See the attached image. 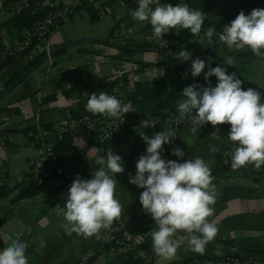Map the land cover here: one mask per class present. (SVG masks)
I'll return each mask as SVG.
<instances>
[{
  "label": "crops",
  "instance_id": "0c3cea01",
  "mask_svg": "<svg viewBox=\"0 0 264 264\" xmlns=\"http://www.w3.org/2000/svg\"><path fill=\"white\" fill-rule=\"evenodd\" d=\"M11 1L0 0V47L14 43L20 35V28L9 11ZM103 2L111 4L112 11L99 17L96 7ZM161 3L173 6L188 4L213 16V19L232 12L223 28L241 10L247 15L255 8H264V0L252 8H238L242 0H161ZM137 8V0H94V4L78 8L51 30L50 57L41 59L43 53L32 47L21 58L12 59L0 68V174L7 180L0 195V235L6 237L8 243L13 240L25 243L29 264H79L81 253L86 250L91 252L86 264H122L124 257L104 247L103 239H85L69 230L63 215H58L56 211L58 204L64 206L67 196L54 186L56 182L39 189L29 184V160L36 156V152L27 143L26 132L37 122L48 125L86 112L85 107L92 93L99 95L105 92L127 103V94L135 81L159 77L168 84V90L159 99L164 104L163 109L178 107L186 86L193 83L208 86L203 73L196 78L191 76V61L185 62L176 57L182 49L190 51L193 59L199 57L206 63L210 59L213 67L226 66L229 74L235 72L243 81L245 90L252 87L264 93V58L255 54L238 55L250 48L229 50L218 41L204 56L202 50L209 44L201 38L179 42L169 48L150 45L151 42L157 44L159 37L153 35L149 22L133 20L131 12ZM230 58L234 63L227 66ZM35 63L38 64L34 67ZM27 64L26 70L19 74L20 79L14 82L17 76L6 83L7 78ZM186 72L187 78L182 79ZM216 83L217 78L211 77L212 86ZM131 103L136 111L130 113L142 114L147 110L145 101ZM192 127L161 126L154 130L152 136L163 130L177 135L172 144L164 145L162 157L178 162L199 157L210 169L224 163L222 152L226 144L217 129L208 124L193 133ZM213 132H216L215 136ZM136 135L122 130L114 138L100 141L95 136L74 132L66 136L69 148L64 151L70 155L68 171L75 178L77 174L81 178H92L96 167L94 160L106 156L108 149L122 157L125 172L117 174L116 178L117 198L124 206L121 217L125 220L138 215L141 209L139 196L143 189L129 183V173L135 175L136 162L146 153V149L132 148ZM176 146L185 151L183 160L171 154V149ZM210 146L217 150L213 152ZM88 152L93 160L88 158ZM238 171L230 169L227 172L229 175L214 181L218 195L214 216L209 219L216 221L219 232L203 255L192 252L186 234L177 232L174 238L180 243L178 254L171 261L162 259L153 251L150 233L157 227L149 228L150 214L135 219V230L148 231L144 241L149 243V251L145 253L141 246L136 248V255L144 256L143 264H170L184 258L187 259L180 264H188L193 257L228 253L263 256L264 168L259 169L261 177L236 175ZM31 188L34 190L32 193L17 197L18 192ZM6 246L0 240V249Z\"/></svg>",
  "mask_w": 264,
  "mask_h": 264
},
{
  "label": "clouds",
  "instance_id": "9594fccd",
  "mask_svg": "<svg viewBox=\"0 0 264 264\" xmlns=\"http://www.w3.org/2000/svg\"><path fill=\"white\" fill-rule=\"evenodd\" d=\"M137 3L138 8L131 12L133 20L149 22L155 37H163L172 29L177 32L189 30L199 36L205 21L213 19L188 4L173 6L161 3V0H137ZM214 35H218L219 42L229 50L248 47L257 57L264 58V8H255L247 15L241 10L222 32L216 33L215 27L209 26L201 39L211 45ZM176 57L191 61V76L196 78L203 73L208 83V86L193 83L183 89V98L177 107L178 119L187 118L193 125V133L209 123L217 131L221 125H230L227 138L237 145L231 168L238 170L253 165L255 169H261L264 166V93L252 87L245 90L235 72L229 74L226 66L213 67L210 59L207 63L199 57L193 59L192 53L184 49ZM233 63L230 58L227 66ZM187 76L186 72L182 79ZM213 76L217 78L215 86L211 84ZM85 111L106 119L124 120L125 114L136 109L131 102L124 103L114 95L100 92L90 95ZM140 136L146 143V153L136 162L135 175L129 173V183L143 189L140 204L157 226L150 233L153 251L164 260H173L180 249V243L174 237L177 232H182L186 234L190 250L203 255L219 232L216 221L209 219L214 216L218 195L210 167L199 157L184 162L163 158L164 145L172 144L177 136L175 132L163 130L151 137ZM210 147L213 152L217 150ZM106 153L94 160L96 167L92 178H81L77 174L64 206H56L57 214L63 215L69 230L85 239H103V232L110 229L124 211L117 198L116 178L117 174L125 172L124 162L112 149ZM171 154L183 160L185 151L176 146L171 149ZM87 155L93 160L89 152ZM0 240L7 244L0 249V264H29L25 243L17 240L8 243L3 235Z\"/></svg>",
  "mask_w": 264,
  "mask_h": 264
},
{
  "label": "built area",
  "instance_id": "2783aa9c",
  "mask_svg": "<svg viewBox=\"0 0 264 264\" xmlns=\"http://www.w3.org/2000/svg\"><path fill=\"white\" fill-rule=\"evenodd\" d=\"M121 1L117 0V2ZM91 4H94V0H12L9 4L11 16L21 15L28 9L42 8L45 12L40 18L22 26L19 38L14 43L0 47V61L7 56H11L12 59H19L32 47L38 48L43 53V56L47 55V58L50 57L49 34L51 30L60 21L76 12L78 8ZM111 11V4L106 2L97 4L96 12L99 17L109 14ZM203 35L204 31L199 36L193 35L189 40L200 39ZM178 43L179 40L175 36H163L157 40V45L162 48H169ZM193 115H195L194 112ZM178 116L177 108H169L162 118L152 115L136 119L135 116L127 113L124 120H116L112 118L106 119L102 115L81 112L48 125L37 122L26 132L27 143L36 152V156L29 160L27 180L36 189L45 184L56 182L57 184L55 183L54 186L67 194L71 183L75 179L68 171L70 155L64 152L62 160L59 161L57 159V150L53 144L54 139H61L68 134L80 132L85 135L95 136L100 141H107L121 132V127L133 134H138L144 127L154 128L157 124L165 128L193 126L187 118L181 121ZM35 117L37 118L38 114ZM209 125L211 124L209 123ZM217 132L226 144L222 155L231 164L232 154L237 145L227 138L230 132V125L219 126ZM6 181V177L0 174V186L5 184ZM150 227H157L151 215L149 217ZM147 232V230H131L127 221L121 217L113 223L110 229L103 232V240L106 248L118 256L136 255V248L146 239ZM90 255L91 252L88 250L82 252L79 264H86ZM188 264H264V255L239 256L228 253L219 256L194 258Z\"/></svg>",
  "mask_w": 264,
  "mask_h": 264
},
{
  "label": "trees",
  "instance_id": "16d2710c",
  "mask_svg": "<svg viewBox=\"0 0 264 264\" xmlns=\"http://www.w3.org/2000/svg\"><path fill=\"white\" fill-rule=\"evenodd\" d=\"M260 2H261V0H242V3L239 5L238 8H243V7L252 8L253 6H255L256 4H258ZM44 12H45V10L42 8H40V9H28V10H25L21 15L12 16V20H14V22L21 29L22 26L29 24V23L33 22L34 20L40 18ZM231 13L232 12H228L226 14L219 16L216 19H212L211 21L206 20L205 24H204V28L202 31H205L209 26H214L216 33L222 32L224 29L223 24ZM164 36H166V37L175 36L178 38L179 42H184V41H188L189 38H191L193 36V34H191V32L189 30H180L179 32H177L175 29H172L169 33L165 34ZM213 41H214L213 44L209 45L207 48L202 50V54L204 56H205V54H207V52H209V50L213 49V47L218 43V41H219L218 35L213 36ZM149 44L150 45H157L155 42H151ZM246 54L252 55L254 53L251 51V49H247V50H244V51L238 53V55H246ZM10 60H12L11 56H7L3 60H1L0 61V68L3 67ZM28 66H29V64H27V65L19 68L18 70H16V72L13 74V76H10L9 78L6 79V83L7 84L10 83L17 76L19 77V74L22 73L24 70H26V68ZM167 90H168L167 82L163 78H160V77L154 78L152 80H147V81H140V80L135 81L133 84V87L131 88V90L127 94V101L128 102L145 101L147 103V110L142 114H137V113H134V114L128 113V114L135 116L136 119L147 117V116H152V115L159 116L162 118L163 116H165V114L169 108L170 109L171 108H177V106H168L167 109L166 108L163 109L164 104L162 101H159V99L162 96V94L165 93ZM0 91H1V89H0ZM159 127H161L160 124H157V126L154 128L146 126L139 133L144 134V135H148L149 137H151L153 131ZM122 130H125V128L121 127V131ZM139 133L134 137L131 145H132V148L135 150H144V149H146V143L143 141V139L141 138ZM66 136H64L61 139H54L53 140L54 147L57 150V159L59 161L62 160V156H63L64 151L69 148V140ZM261 168H264V166H262ZM230 169L232 170L231 164L226 160L220 166L211 169L212 175L215 177L214 181H217L220 177L229 175L227 172ZM236 175H252L254 177H261L262 173L259 170L255 169L253 165H248L247 167L240 168L239 171L236 172ZM29 184H32V183L29 182ZM3 186H4V184L0 186V195L3 194L2 190H1L3 188ZM33 191L34 190L32 188L28 189V190H22V191L17 193V197H22L24 195H28V194L32 193ZM146 214L147 213L144 212L143 207L141 205V209H140V212L138 213V215H136L135 217H133L129 220H126L128 227L131 230H135L134 220L139 218V217H142ZM1 221H2V219L0 218V223H1ZM230 241L231 240H227V242H230ZM148 245H149V243L146 241H142L139 244V246H141L143 248L145 253H147L149 251ZM103 246L106 247V245L104 243H103ZM262 251L264 252V249ZM213 256H219V255H213ZM200 257H203V256L193 257V258H200ZM186 259L187 258H184L180 261H173V262H170V264H180L181 262L185 261ZM143 260H144V256H142L141 254H138V255L129 254V255H125L123 257L121 263L122 264H143Z\"/></svg>",
  "mask_w": 264,
  "mask_h": 264
},
{
  "label": "water",
  "instance_id": "95a60500",
  "mask_svg": "<svg viewBox=\"0 0 264 264\" xmlns=\"http://www.w3.org/2000/svg\"><path fill=\"white\" fill-rule=\"evenodd\" d=\"M99 41H102V40H99ZM61 47H64V45L61 46ZM51 54H52V52H51ZM46 58H47V55H44V56H42L41 59H46ZM37 64H38V63H35L33 66L35 67V66H37ZM20 77H21V76H19L14 82H16L18 79H20ZM14 82H13V83H14ZM3 91H4V90H3Z\"/></svg>",
  "mask_w": 264,
  "mask_h": 264
}]
</instances>
